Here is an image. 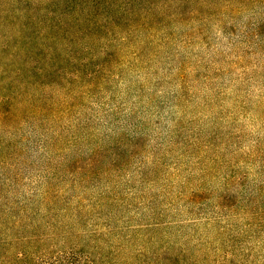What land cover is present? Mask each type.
Returning a JSON list of instances; mask_svg holds the SVG:
<instances>
[{"label":"rangeland","instance_id":"374dc122","mask_svg":"<svg viewBox=\"0 0 264 264\" xmlns=\"http://www.w3.org/2000/svg\"><path fill=\"white\" fill-rule=\"evenodd\" d=\"M149 1L158 6L165 3V0ZM86 3L90 0H0V44L7 32L18 37L23 31L33 34L31 38L27 36L28 40L17 39L15 43L19 45L38 40L36 32L48 31L53 23L60 29L54 35L62 38L67 35L66 29H70L73 47L83 51L94 38L84 40L79 33L83 27L73 29L71 20L82 15V11L87 12L86 16L91 14L88 6H84ZM248 4L237 14H230L222 9L221 2H216V10L221 14L214 18L212 11L205 9L203 17L210 20L200 28L201 32L198 26L193 28L188 24L179 28L172 13L151 18L147 28L164 32L160 39L167 40L152 57L141 45L142 18L134 19L126 2L115 0V9L125 6L126 14L121 19L126 26L108 27L98 34L111 41L107 44L112 52L107 60L92 55V69L100 71L89 74V83L94 82V86L73 92L76 98L87 93L86 101L62 119L55 130L45 125L35 134L33 127L25 128L33 141L23 159L20 153L24 150L16 149L20 170L15 169L17 180L9 175V180L0 185V196L6 200L2 202L5 205L19 202L18 196L36 184L42 165L37 148L39 140L64 134L69 138L72 133L83 140L72 146L67 157L82 164L86 163L83 159L91 158L95 173L87 172L81 180H77L78 174L66 176L75 182L68 195L84 196V204L90 210H83L87 212L82 214L85 221L69 220L63 230V206L53 209L42 229L45 235L55 237L53 241L58 246H63V238H67L69 246L85 247L95 253L103 250L107 255L110 243L103 236L111 225L114 228L111 240L121 249L118 256L123 258L122 264H264V3ZM191 9L196 7L193 4L186 7L187 11ZM99 10L103 11V7ZM254 22L260 27L254 29ZM126 31L133 33L128 37L131 44L122 41ZM55 48L60 53L65 51L57 45ZM155 50L153 47L152 52ZM116 51L123 55L130 51L129 55L134 56L140 51L142 55L130 61L125 55L113 56ZM198 59L202 64L192 72ZM123 60L125 64L121 67ZM215 60L227 67L223 74L208 70ZM102 61L106 66L100 70ZM184 70L191 72L188 81L182 80ZM193 80L198 86L197 98L203 103L198 106L194 102H181L187 115L179 120L168 108L170 95L179 90L180 84L187 85L184 89L187 93ZM157 110L161 111L160 119L156 118ZM117 111L119 115L115 116ZM77 124L91 126L95 132L90 133L88 128L87 133L76 132ZM49 129L53 132H45ZM100 146H109L111 151L101 157L96 154ZM260 147L263 150H258ZM236 149L239 154L235 155ZM108 166H111L109 170ZM99 167L106 172L97 174ZM148 174V180L157 182L155 188L161 189L163 185L173 197L184 193L182 199L167 200L165 204H172L168 208L173 209L167 217L159 218L163 225L157 230L147 228L148 222L140 220L150 216L149 212L145 216L137 215L145 198L141 191L151 189L145 180ZM132 177L140 182L129 183ZM71 184L65 180L61 186L65 197ZM199 186L204 188L200 198L189 200L185 194ZM133 187L141 193V198L133 200L134 192L131 202L128 193ZM102 192L111 193L106 197ZM91 196L94 201L87 200ZM161 208L166 207L160 204L158 210ZM9 221L12 220L0 219V241L5 247L17 250L26 233L17 229L4 231L2 226ZM256 221L262 226L252 231L250 226ZM80 234L90 237L87 245L77 241ZM156 251L161 254L155 256ZM113 256L110 254L105 261L114 264ZM97 264H102L100 256Z\"/></svg>","mask_w":264,"mask_h":264},{"label":"trees","instance_id":"16d2710c","mask_svg":"<svg viewBox=\"0 0 264 264\" xmlns=\"http://www.w3.org/2000/svg\"><path fill=\"white\" fill-rule=\"evenodd\" d=\"M118 1L126 2L129 13L134 19L142 18L143 21L140 20L139 23V30L143 33L140 39H144L141 45H144V47H142L145 53L152 54V57L161 49V46L167 44L166 39H160V37L162 38L164 36H160L164 32L162 33L147 28L148 20L155 16H161L164 13H172L176 18L179 28H183L188 24L193 28L198 26L199 32H201L200 28H204L203 25L210 20L208 17H203L205 9L212 11L211 15L214 18L221 14V12L216 10V6L214 5L216 2H221L222 9L230 14H237L242 9H246L245 5H249V2L264 3V0H165V3L158 6L155 2H150L149 0H145L143 3H140V0ZM174 2H177L176 8L174 7ZM113 3H115V0H90V3H86L84 6H88L91 14L86 16L87 12L81 10L83 14L74 16L71 20L73 29H77L78 26L83 27L79 33H82L84 40H89L85 39L87 37L94 38L91 43H86V47L83 51H77L73 47L70 38V29H66L65 32H67V35H64L62 38L54 35V32H59L60 29L58 30L57 25L53 23L48 31L43 33L36 32L38 33V40L33 39V41H26L20 45L15 43L17 39L28 40L29 38L27 36L31 38L33 34L28 35L26 33L28 31H23L20 32V36L18 37L17 35L11 36L9 32L6 33V37L0 44V185H4L5 182L9 180V175L13 177L12 180H17V175L15 173L18 174V172H15V169L20 170L21 164L17 154L15 155L16 149L21 147V149L24 150L25 153H20V157L23 159L26 152L30 150L29 144L33 141V138L25 132L26 127H33L35 129V134L39 133V130L45 125H51L55 130L58 128L62 119L72 115L73 111L77 107H81L86 101L85 96H87V93H82L76 98L73 96V92L87 85H89V87L94 86V82L89 83V74L93 75L95 72V74H99L100 71H94V69H92V55L97 59L99 57L102 60H107L112 52L110 50L111 47L109 48L107 44L111 41L108 38L104 39L98 34H102V30H107L108 27L124 29L126 26L121 19L122 14H126L125 6L121 5L120 9H115ZM192 4L196 9L187 11L186 7ZM100 7H103V11L101 12L99 10ZM174 9H176V11L172 12ZM259 27L260 25L254 22V29ZM109 32L111 31L109 30ZM131 34L133 33L126 31V38L122 41L131 44L128 38ZM168 35L169 38L173 37L171 33ZM55 45L64 48V53L58 52ZM151 45L156 48L155 53L152 52L153 47ZM130 46L131 45H128V47ZM119 51L113 52V56L120 55L124 57L125 55V58H129L130 61L136 60L142 55L140 51L136 56L129 55L131 54L130 51L126 52L124 55L120 54ZM241 62L242 60H240V63ZM124 64L125 62L123 60L120 66L122 67ZM201 64V60L198 59L196 65L192 68V72H195ZM99 65L101 70L106 66V62L102 61ZM226 68V66L223 68L218 60H215L213 64H209L208 66V70L213 74H223ZM181 77L183 81H188L191 77V72L184 70ZM191 83V85H188L187 93L184 92L187 85L183 86V84H180L179 90L170 95L171 102L168 108L179 117V120H184L185 115H187V110L183 109L181 102H194L198 106L200 103H203L200 98H197V82L193 80ZM76 85L78 88H76ZM224 98H226V95H224ZM224 100V102H226V99ZM155 114L158 119L162 117L160 116V110H157ZM114 115H119V111ZM176 127L177 122L174 125V128ZM87 128L90 133L95 132L93 127L81 126L80 124L75 125L74 130H76V132L80 130L83 133H87ZM45 132L53 131L49 129ZM200 132L204 131L200 130ZM41 134L44 136L43 133ZM68 136L69 138L64 134L62 136H53L49 140H39L37 148L42 165L39 168L38 180L29 192H25L18 196V198H20V200H18L19 202L5 205V198L0 196V219L12 220L4 223L2 226L4 231L9 232L17 229L21 233H26V235L22 236V241L17 250L5 247V243L0 241V264H97V258L99 256L102 264H108L105 259L110 256V254H114V264H122L123 258L118 256L121 249L111 240L112 229H114L111 225L110 227L108 226L107 232L103 236L106 242L108 241L111 244L108 243L109 252H107V255L103 250H99L95 253L93 251H88L85 247L69 246L67 238H63L65 235L62 236L65 244H61L63 246H58V244L53 241L55 237L47 236V234L45 235L43 232L42 227L45 228V221H47L48 215L53 212V209H58L63 206V219L61 220L63 230L66 222L69 220L78 223L83 220L85 221L83 217L86 216L82 214H86L87 212L83 210L89 209V207L84 204L86 201L84 196L68 195V191L71 190L75 182L73 183L68 180L66 176L68 174H72V176L78 174L79 177L77 180H81V176L87 172H92V174L95 173L93 172L95 164L94 162L92 163L91 158L83 159L86 163L82 164L80 160L69 159L67 157L72 146L79 144L80 141L83 140L82 137H75L72 133ZM35 138L37 139L38 136ZM196 140H199V138L197 137ZM255 144H258V142ZM117 146L120 147L119 144H117ZM194 146H197V144ZM224 146H226V143H224ZM99 149L100 150H98L96 154H99L101 157L103 156L102 154L111 151L109 146H100ZM258 150L263 149L260 147ZM237 153L239 154V151L236 149V153L234 154L236 155ZM14 160L16 161L13 162ZM153 165L156 166V163H153ZM110 168L111 166H108V170ZM101 172H106V170L99 167L97 174ZM152 173L155 174L154 171H152ZM148 177L149 174L146 176L145 180L148 187L151 189L147 188L141 191L145 198L141 203V209L138 208L139 212L137 215L145 216V212H149L150 216L147 218L142 217L140 220L148 222L147 228L151 227L157 230V228L163 225L159 218H163L164 216L167 217L170 215V210L173 209V207L172 209L168 208L172 204H165L168 202L167 200L172 199V201H175L176 199H182L184 193L182 191L178 196L173 197L169 191H165L163 185L161 189L155 188L157 182L148 180ZM163 178L166 181L165 176H163ZM65 180H67L68 183H72V186L65 192L66 197L63 194V188H61ZM137 182H140L139 179L137 180L133 177L129 181L131 184ZM12 184L13 183L9 185ZM74 189L76 188L74 187ZM202 189H204L203 186H199L191 190V192H187L185 195L189 197V200H198ZM155 191L160 192L159 195L156 194L157 192ZM134 192L136 196L132 198L133 200H137L138 196L141 198V193L133 187L131 193H128L129 201H131V195ZM110 193L111 192H102L101 194L102 196L108 197ZM15 197H17V195ZM3 199L5 203L2 202ZM87 200L94 201L93 196H91L90 199L87 198ZM12 201L15 200L12 199ZM160 204L166 208L158 210ZM3 206L7 209H2ZM36 206L37 209H33ZM107 215L104 216L105 220L107 219ZM33 218L37 219L38 223L32 224ZM88 219H91L90 214ZM261 226V223L256 221L251 224L250 228L254 231L259 230ZM227 229V227L223 228L224 231ZM65 232H68V229ZM1 235L2 232L0 231V236ZM84 235H86V237ZM89 238L87 234H80L77 241L86 244ZM42 246H47V248H43ZM160 254V251L155 252V256Z\"/></svg>","mask_w":264,"mask_h":264}]
</instances>
